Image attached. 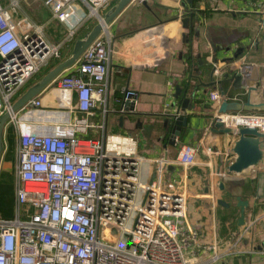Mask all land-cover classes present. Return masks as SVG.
<instances>
[{"label": "crops", "instance_id": "1", "mask_svg": "<svg viewBox=\"0 0 264 264\" xmlns=\"http://www.w3.org/2000/svg\"><path fill=\"white\" fill-rule=\"evenodd\" d=\"M11 1L2 0L8 5ZM118 2L112 0L100 10L101 15L109 17ZM18 3L19 14L42 25L45 37L63 45V50L12 98L21 122L7 120L3 125L0 219L15 217L19 208V134L24 130L50 131L81 115L76 91H61L51 83L32 97L41 98L40 106H26L21 100L69 58L76 40L100 21L96 16L87 18L71 38L70 22L55 18L49 6L37 0ZM108 28L113 42L107 90L105 101L97 103L92 117L105 129H90L89 133L104 134L106 149L112 155L142 156L143 182L154 178L156 158L175 159L182 144L196 146L192 166L184 169L173 161L165 167L163 177L185 183L186 225L195 228L202 241L213 243L218 252L216 259L211 258L210 249L199 253L198 259L204 264H264V170L227 174L222 166L218 173L221 158L232 155L225 148L224 135L214 130L212 114L220 104H212L209 98L210 92L218 89H224L228 98L246 97L245 93L235 95L236 64L228 62L234 57L239 64L253 66L247 81L256 87L252 101H264V0H132L109 21ZM217 62L220 74L213 73ZM126 87L140 96L134 112L122 110ZM179 117H186L188 123L178 124ZM238 196L249 201L244 224L238 222Z\"/></svg>", "mask_w": 264, "mask_h": 264}, {"label": "built area", "instance_id": "2", "mask_svg": "<svg viewBox=\"0 0 264 264\" xmlns=\"http://www.w3.org/2000/svg\"><path fill=\"white\" fill-rule=\"evenodd\" d=\"M111 1L37 0L49 6L55 18L70 22L71 38L87 18L101 20L100 10ZM18 7V0L9 5L0 0V114L9 112L8 121L20 123L13 96L61 55L63 45L51 43L42 25L19 14ZM112 42L106 25L76 62L51 82L61 91H76L80 116L50 131L19 134V208L15 217L0 219V264H204L198 254L209 249L211 258H217L214 244L202 241L199 232L186 225L185 183L163 177L173 161L184 169L192 166L196 146L182 144L175 159L156 158L154 178L143 182L142 156L112 155L104 134L89 133L105 129L92 117L97 103L105 101ZM235 64L247 84L253 66ZM214 66L220 74V62ZM218 90L209 95L215 105L221 103ZM122 98L123 111L138 108L135 89L123 88ZM41 102L36 96L26 106ZM219 106L213 110V124L264 132V113L220 111Z\"/></svg>", "mask_w": 264, "mask_h": 264}, {"label": "water", "instance_id": "3", "mask_svg": "<svg viewBox=\"0 0 264 264\" xmlns=\"http://www.w3.org/2000/svg\"><path fill=\"white\" fill-rule=\"evenodd\" d=\"M132 0H119L116 4L113 12L109 17L102 16V19L96 24L89 32L85 34L84 37L78 38L75 42L72 55L53 68L42 80L36 85L32 86L28 92L25 94L21 103H28L36 93L43 89L46 85L50 84L53 79L59 75L63 70L73 65L76 60L82 55L87 46L99 35V33L108 25L109 21L117 15L125 6H127ZM147 3V0H143ZM237 55V54H236ZM234 57H230L228 62H235ZM235 79L238 85L235 87V95L246 94L245 98H228L226 96V91L222 89L221 103L219 106L220 111H252L255 109L264 110V101L253 102L252 101V91L256 90V87H251L245 84L243 81V73L236 68ZM213 73L215 74V66H213ZM221 80H217L215 83L220 84ZM246 88V89H245ZM179 90V89H178ZM239 91V93H238ZM245 91V92H243ZM264 95V91H263ZM14 111H18L13 106ZM10 113L5 112L0 120V155L4 146V123L9 120ZM178 124H187L186 117H179L176 119ZM214 130L218 133L224 135L225 148L229 154L232 156L228 159H222L216 166L218 173L221 172L222 166L227 174L229 173H251L252 170L261 171L264 170V132L260 131L256 127L241 126L232 127L223 124H214ZM238 204L241 207V214L238 219L240 224L245 223L246 217V207L249 206V201L242 199L238 196Z\"/></svg>", "mask_w": 264, "mask_h": 264}, {"label": "rangeland", "instance_id": "4", "mask_svg": "<svg viewBox=\"0 0 264 264\" xmlns=\"http://www.w3.org/2000/svg\"><path fill=\"white\" fill-rule=\"evenodd\" d=\"M51 11H52V10H51ZM98 133H100V132H98ZM91 136H94V134L91 133ZM95 136H96V135H95ZM97 136H100V134L97 135ZM165 180L169 181L168 179H165ZM130 225H132V221H130ZM126 244H127V238H126V236H125L124 239H123L122 245H123V246H126Z\"/></svg>", "mask_w": 264, "mask_h": 264}]
</instances>
